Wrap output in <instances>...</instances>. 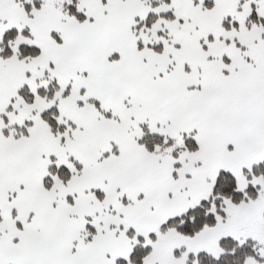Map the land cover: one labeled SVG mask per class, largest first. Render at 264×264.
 I'll list each match as a JSON object with an SVG mask.
<instances>
[{"label":"snow or ice","instance_id":"obj_1","mask_svg":"<svg viewBox=\"0 0 264 264\" xmlns=\"http://www.w3.org/2000/svg\"><path fill=\"white\" fill-rule=\"evenodd\" d=\"M0 264H264V0H0Z\"/></svg>","mask_w":264,"mask_h":264}]
</instances>
